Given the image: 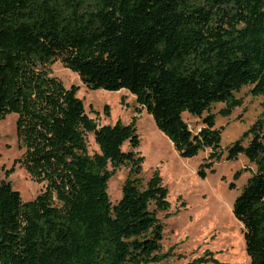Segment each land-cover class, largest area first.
<instances>
[{
  "label": "trees",
  "instance_id": "obj_1",
  "mask_svg": "<svg viewBox=\"0 0 264 264\" xmlns=\"http://www.w3.org/2000/svg\"><path fill=\"white\" fill-rule=\"evenodd\" d=\"M56 61L87 88L133 95L182 157L205 148L216 156L213 105L231 113L242 102L235 93L250 85L264 108V0H0V120L16 114L23 149L4 173L18 163L46 183L24 201L0 170V264H158L165 255L156 212L168 209V190L157 170L144 187L132 177L143 159L134 151L137 118L98 125L78 86L51 75ZM184 112L200 118L196 133ZM86 133L98 152L89 153ZM239 154L255 169L232 212L251 264H264V110L226 158ZM127 164L112 204L108 180Z\"/></svg>",
  "mask_w": 264,
  "mask_h": 264
},
{
  "label": "rangeland",
  "instance_id": "obj_2",
  "mask_svg": "<svg viewBox=\"0 0 264 264\" xmlns=\"http://www.w3.org/2000/svg\"><path fill=\"white\" fill-rule=\"evenodd\" d=\"M51 75L58 77L65 87L78 86L77 96L83 101L89 117L98 125L127 124L136 117V132L140 144L134 151L143 159L140 171L133 173L144 187L157 170L161 184L167 188V210H157V217L163 225L160 252L165 255L158 264H188L198 258L199 264H251L246 252L242 223L232 212L234 199L255 169L243 154L235 159H227V148L257 120L264 108L263 97L249 93L250 85H245L236 96L242 102L229 114L219 113L221 103L213 105L215 127L221 131L218 155H212L210 148L201 149L193 157H182L171 141L156 127L152 116L139 111L135 97L125 89L109 91L87 88L78 75L59 61L51 66ZM108 106L109 115L103 113ZM190 130L196 133L201 127L199 117L183 113ZM90 154L99 151L93 133H86ZM249 137L243 143L249 141ZM129 150L125 142L122 146ZM16 135V114L10 113L0 120V170L1 176L9 180L19 191L24 201L33 199L40 193L45 182L33 180L24 167L18 163L14 171L5 176V170L22 155ZM203 168L204 178L198 171ZM111 169V166H108ZM130 172V166L121 165L107 183V192L112 204L122 195V185ZM152 203L150 209H154Z\"/></svg>",
  "mask_w": 264,
  "mask_h": 264
},
{
  "label": "built area",
  "instance_id": "obj_3",
  "mask_svg": "<svg viewBox=\"0 0 264 264\" xmlns=\"http://www.w3.org/2000/svg\"><path fill=\"white\" fill-rule=\"evenodd\" d=\"M199 129H200V128H199ZM199 129H198V130H199Z\"/></svg>",
  "mask_w": 264,
  "mask_h": 264
}]
</instances>
